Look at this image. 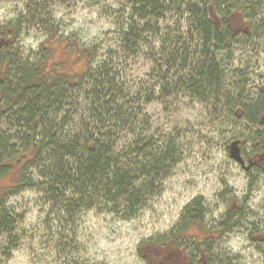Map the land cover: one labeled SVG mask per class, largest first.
<instances>
[{
  "label": "trees",
  "instance_id": "16d2710c",
  "mask_svg": "<svg viewBox=\"0 0 264 264\" xmlns=\"http://www.w3.org/2000/svg\"><path fill=\"white\" fill-rule=\"evenodd\" d=\"M25 1V15L0 27V234L8 255L18 241L17 215L6 207L9 197L34 191L56 212L59 224L81 208L132 217L157 194V181L177 161L171 144L153 143L151 136L142 134L145 105L176 94L208 103L223 94V70L216 65V55L199 46L201 40L220 43L222 38L202 22L200 11L188 0H127L128 16L115 33L119 49L134 55L158 35L165 43L158 55L163 72L155 75L157 81L148 89L129 86L121 58L111 60L115 53H103L96 63L95 46L60 37L59 25L49 13L57 0ZM168 12L174 13L177 28L164 27L166 32L161 33L159 23ZM24 22L45 32L43 56L37 61L12 47L26 33ZM170 32L173 36L168 37ZM52 49L63 53L59 63L48 62ZM223 60L221 65H226L229 56ZM66 63L68 73H58ZM235 91V98H225L238 110L214 112L247 127L255 125L264 116V102L249 101L243 90ZM198 202L183 209L189 221L201 215ZM181 226L159 242L179 246Z\"/></svg>",
  "mask_w": 264,
  "mask_h": 264
},
{
  "label": "rangeland",
  "instance_id": "374dc122",
  "mask_svg": "<svg viewBox=\"0 0 264 264\" xmlns=\"http://www.w3.org/2000/svg\"><path fill=\"white\" fill-rule=\"evenodd\" d=\"M127 2L57 0L51 4L49 13L59 25L60 37H75L80 46L87 48L95 46L96 63L103 53H115L111 60L121 58L119 65L123 64L129 86L148 89L157 81L155 75L163 72L158 55L163 52L161 48L165 43L162 45L158 35L148 41L149 46L140 45L134 55L119 49L115 33L128 16ZM25 4V0H0V27L24 16ZM175 21L174 13L168 12L159 23L163 29L160 32L165 33L168 26L175 30ZM184 26L182 21L181 27ZM23 28L26 33L23 32L12 47L18 48L25 58L37 61L43 56L40 45L45 40V32L25 22ZM171 36L170 32L168 37ZM61 53L57 49L49 50L48 62L59 63ZM67 70L66 63L57 72L66 74ZM75 120L79 123L78 117ZM142 121L143 135L151 136L156 144H171L176 153L177 161L156 183L157 194L148 197L132 217L124 218L121 213H109L105 209L100 212L98 208H81L71 219L64 217L59 224L56 212L50 211L41 195L23 190L7 199L6 207L17 215L18 241L8 255L6 239L0 234V264H148L139 249L146 250L149 244L160 246L159 241L183 223L185 206L199 200L209 206L213 216H218L225 202L240 200L237 197L250 191L246 175L228 157L226 145L235 137L254 140L255 128L247 129L243 121L205 109L182 94L152 100L144 107ZM251 188L246 216L261 218L264 180H258ZM196 229L191 228L190 232ZM238 234L237 231L231 245L242 257H249V251L239 250L244 240ZM255 256L253 253V258ZM239 264L259 263L242 258Z\"/></svg>",
  "mask_w": 264,
  "mask_h": 264
},
{
  "label": "flooded vegetation",
  "instance_id": "af4514ba",
  "mask_svg": "<svg viewBox=\"0 0 264 264\" xmlns=\"http://www.w3.org/2000/svg\"><path fill=\"white\" fill-rule=\"evenodd\" d=\"M200 11L202 22L208 25L212 33L222 38L220 43L201 40L202 52L209 49L215 53L214 60L222 74L220 98H212L200 104L211 111H233L226 104L225 96L236 97V89H241L249 101L260 99L264 102V0H188ZM227 37L226 40L223 38ZM208 45L210 46L208 48ZM217 49V50H216ZM222 49V51L220 50ZM229 56L226 65L223 57ZM223 60V61H222ZM222 61V62H221ZM232 93V94H231ZM264 104V103H263ZM264 112V105L261 107ZM254 140L237 141L241 162H235L246 175L248 191L240 200L230 199L225 202L218 216H213L209 206L201 203L196 221H189V213L184 212L181 244H163L162 247L150 245L142 253L148 264H239L241 259L264 264V212L261 218L246 216L248 202L252 197V188L258 180H264V116L255 125ZM229 154V153H228ZM217 206V205H216ZM214 208H217V207ZM264 210V209H263ZM197 227L191 233V228ZM244 240L239 247L242 252L249 251V257H242L231 245L236 232ZM173 238V237H172ZM253 253L256 256L253 258ZM246 263V262H243Z\"/></svg>",
  "mask_w": 264,
  "mask_h": 264
},
{
  "label": "water",
  "instance_id": "95a60500",
  "mask_svg": "<svg viewBox=\"0 0 264 264\" xmlns=\"http://www.w3.org/2000/svg\"><path fill=\"white\" fill-rule=\"evenodd\" d=\"M2 40H0V44H1ZM9 43V40H7L5 42V44H8ZM237 141H233L229 144L228 146V155H229V158H231L232 160L240 163L241 162V159H240V156H239V153H238V148L237 147Z\"/></svg>",
  "mask_w": 264,
  "mask_h": 264
}]
</instances>
